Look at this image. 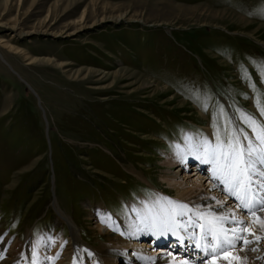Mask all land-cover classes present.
I'll use <instances>...</instances> for the list:
<instances>
[{
    "label": "rangeland",
    "instance_id": "374dc122",
    "mask_svg": "<svg viewBox=\"0 0 264 264\" xmlns=\"http://www.w3.org/2000/svg\"><path fill=\"white\" fill-rule=\"evenodd\" d=\"M162 2L229 10L247 22L165 11ZM85 7L87 27L104 16L141 20L54 34L73 30ZM262 42L264 0H0V54L14 71L0 60V232L23 242L49 232L66 240L57 203L80 233L84 257L102 243L86 220L89 206L122 218L154 189L174 197L159 178L174 146L237 129L252 137L245 118L264 126ZM81 69L97 74L73 78ZM119 69L168 93L135 94L138 81ZM189 167L185 174H194Z\"/></svg>",
    "mask_w": 264,
    "mask_h": 264
},
{
    "label": "bare ground",
    "instance_id": "6f19581e",
    "mask_svg": "<svg viewBox=\"0 0 264 264\" xmlns=\"http://www.w3.org/2000/svg\"><path fill=\"white\" fill-rule=\"evenodd\" d=\"M162 4L165 11L187 9L190 10L189 12H200L202 10L207 12L206 16L210 20L234 17L233 20L237 23L247 22V19L229 10L214 11L205 6L184 9L171 2H162ZM88 10L87 7L82 10L76 24H73L76 26L73 30L70 31L67 26L62 32L54 34L71 36L104 21L116 22L126 18L128 21L141 20L133 15L116 18L104 16L94 20L87 27ZM261 44L264 46L263 42ZM37 62L43 61L37 60ZM119 71L128 74V78L133 77L138 81L139 86L135 94L140 90L155 97L168 93L167 88L159 83L127 69H119ZM89 74H97V71L81 69L73 74V78L78 79L83 76V79H86ZM115 74L119 73L112 75ZM168 100H178V98L169 95ZM186 142L187 145L174 146L175 151L167 153L161 162L165 170L159 175L160 181L173 190L174 197L154 189L156 195L152 198L142 197L140 204H129L127 215L122 218L116 214L112 215L105 205H98L92 209L87 205L86 220L92 222L102 243L91 246L92 251L86 253L84 257L80 253L82 239L80 233L76 232L70 218L56 203V211L69 226L67 239L65 240L63 233L49 232L23 242L4 236L0 232V264H264V227L259 220L240 206V202L235 197L229 196L225 191L226 186L213 177V166L195 154L194 150L190 153L188 141ZM188 165L193 169L192 171H195L194 174H185ZM201 169L205 171V178L200 177ZM130 171L132 175L136 174V171ZM194 175L197 177L195 178ZM191 176L194 178L191 179ZM135 177L144 181L140 175ZM205 181L207 182L204 183ZM225 197L229 198V203L225 202ZM169 200L175 204L186 205L187 208L181 209L175 204L170 205L167 203ZM173 212L175 215L169 218V213ZM201 213L207 219H201ZM217 216H227L228 220L223 222V226L226 229L235 228L237 235H242L250 243L236 240L233 247H226L218 254H207V249L218 243L217 240H212V243L208 244L211 237L205 235L210 226L209 222ZM233 216L235 220L245 223L243 225L233 223ZM257 216L260 220H264V212H257ZM199 225L204 227L201 228ZM241 228L244 229L242 233ZM257 236L261 239L257 240ZM228 237L233 238L231 232L228 233Z\"/></svg>",
    "mask_w": 264,
    "mask_h": 264
},
{
    "label": "snow or ice",
    "instance_id": "6c2138e0",
    "mask_svg": "<svg viewBox=\"0 0 264 264\" xmlns=\"http://www.w3.org/2000/svg\"><path fill=\"white\" fill-rule=\"evenodd\" d=\"M264 115V108L261 109ZM248 126L252 129L253 136L249 137L242 130H234L221 138L218 134L215 142L207 139L198 141L194 146L190 145V153L194 150L205 162L213 166V177L219 179L224 184L225 191L229 196L235 197L243 209L260 221L264 227V220H260L257 212H264V126L256 124L255 120L245 118ZM190 139V138H189ZM168 204H175L173 201H167ZM181 209L187 208L183 204H175ZM183 214V213H181ZM175 213H169V218ZM201 219H207L204 214H200ZM228 220L227 216L213 217L209 222L210 226L205 233L208 244L212 240H217L216 246L208 248L207 254H218L226 247H233L236 240L244 243H250L242 235H237L235 228L226 229L223 222ZM232 222L243 225L244 221L235 220ZM203 228V225H199ZM171 230V229H169ZM243 228L240 232H243ZM232 233V239H229L228 233ZM221 236L223 239H221ZM257 240L261 239L256 237ZM199 247V245H197Z\"/></svg>",
    "mask_w": 264,
    "mask_h": 264
},
{
    "label": "water",
    "instance_id": "95a60500",
    "mask_svg": "<svg viewBox=\"0 0 264 264\" xmlns=\"http://www.w3.org/2000/svg\"><path fill=\"white\" fill-rule=\"evenodd\" d=\"M0 60L11 70V71H13L12 70V68H10V66H9V64L3 59V57H1V55H0ZM14 72V71H13ZM17 75V74H16ZM17 77L26 85V87H28V89L30 90V91H32L33 92V90H32V88L25 82V81H23L18 75H17ZM34 93V92H33Z\"/></svg>",
    "mask_w": 264,
    "mask_h": 264
}]
</instances>
